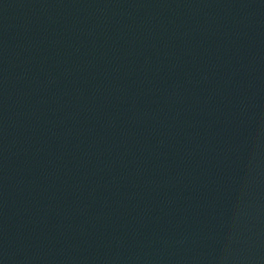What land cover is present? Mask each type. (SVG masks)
I'll use <instances>...</instances> for the list:
<instances>
[{
    "label": "water",
    "instance_id": "water-1",
    "mask_svg": "<svg viewBox=\"0 0 264 264\" xmlns=\"http://www.w3.org/2000/svg\"><path fill=\"white\" fill-rule=\"evenodd\" d=\"M0 264H264V0H0Z\"/></svg>",
    "mask_w": 264,
    "mask_h": 264
}]
</instances>
